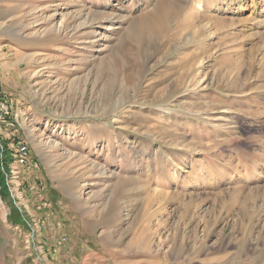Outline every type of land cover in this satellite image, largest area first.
I'll use <instances>...</instances> for the list:
<instances>
[{
	"label": "rangeland",
	"instance_id": "rangeland-1",
	"mask_svg": "<svg viewBox=\"0 0 264 264\" xmlns=\"http://www.w3.org/2000/svg\"><path fill=\"white\" fill-rule=\"evenodd\" d=\"M263 8L0 0V264H264Z\"/></svg>",
	"mask_w": 264,
	"mask_h": 264
},
{
	"label": "bare ground",
	"instance_id": "bare-ground-1",
	"mask_svg": "<svg viewBox=\"0 0 264 264\" xmlns=\"http://www.w3.org/2000/svg\"><path fill=\"white\" fill-rule=\"evenodd\" d=\"M200 4V3H199ZM264 9V8H263ZM4 106V105H2ZM2 111V110H1ZM5 113V112H4ZM4 113H1L0 115V122L3 121V116H4ZM15 157H18V161L14 160V164L15 166H12L10 169H9V174H11V179H17L18 178V173H19V170L18 168L21 166L22 164V160H21V157L22 156L23 158H27V156L30 154L29 153V148L26 144L22 143V142H17L16 143V148H15ZM64 241V239H63ZM30 243V242H29Z\"/></svg>",
	"mask_w": 264,
	"mask_h": 264
},
{
	"label": "built area",
	"instance_id": "built-area-1",
	"mask_svg": "<svg viewBox=\"0 0 264 264\" xmlns=\"http://www.w3.org/2000/svg\"><path fill=\"white\" fill-rule=\"evenodd\" d=\"M7 113H8V108H6V112L4 113L5 115H7ZM21 157V160H22V164H21V171H22V173H24V169L26 168V169H29L30 168V165H29V163H28V160H27V158H23L22 156H20ZM35 165V164H34ZM41 185L40 184H34V186H30L29 187V191H31L32 193H34V194H36V193H40L41 191ZM33 194V195H34Z\"/></svg>",
	"mask_w": 264,
	"mask_h": 264
},
{
	"label": "trees",
	"instance_id": "trees-1",
	"mask_svg": "<svg viewBox=\"0 0 264 264\" xmlns=\"http://www.w3.org/2000/svg\"><path fill=\"white\" fill-rule=\"evenodd\" d=\"M1 185V187H2V184H0ZM3 188V187H2ZM1 189V188H0Z\"/></svg>",
	"mask_w": 264,
	"mask_h": 264
}]
</instances>
